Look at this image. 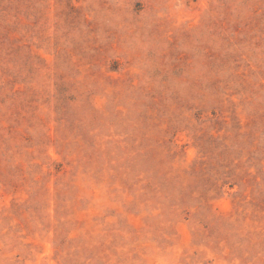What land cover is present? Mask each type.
Wrapping results in <instances>:
<instances>
[{
	"label": "rangeland",
	"instance_id": "obj_1",
	"mask_svg": "<svg viewBox=\"0 0 264 264\" xmlns=\"http://www.w3.org/2000/svg\"><path fill=\"white\" fill-rule=\"evenodd\" d=\"M0 264H264V0H0Z\"/></svg>",
	"mask_w": 264,
	"mask_h": 264
}]
</instances>
